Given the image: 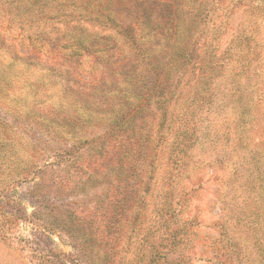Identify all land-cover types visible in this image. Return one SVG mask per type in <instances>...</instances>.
I'll return each mask as SVG.
<instances>
[{"label":"rangeland","instance_id":"rangeland-1","mask_svg":"<svg viewBox=\"0 0 264 264\" xmlns=\"http://www.w3.org/2000/svg\"><path fill=\"white\" fill-rule=\"evenodd\" d=\"M177 1L0 0V264H264V0Z\"/></svg>","mask_w":264,"mask_h":264},{"label":"trees","instance_id":"trees-1","mask_svg":"<svg viewBox=\"0 0 264 264\" xmlns=\"http://www.w3.org/2000/svg\"><path fill=\"white\" fill-rule=\"evenodd\" d=\"M240 1V0H239ZM263 1V0H262ZM9 2H11V0H2V3L3 4H8ZM180 1H177V0H175V11H174V15H176L177 17L178 16H180L182 13V9H180V8H182L181 7V5H180V3H179ZM188 4H189V0H188ZM206 4L207 3H203V5L202 6H200V8L202 7V11L204 12L205 10H206ZM194 9H195V1L193 0L192 2H191V7L188 9V17H189V26H192V25H194V23L193 22H195V20H196V18H197V14H199V12L197 11V10H195L194 11ZM185 14H186V12H185ZM35 17H40V18H42L43 16H45V15H43V11H41V10H38L37 9V11L35 12V15H34ZM189 44H188V48H187V50H186V53L184 54V59L187 61V62H189V61H192L193 60V54H194V52L192 51V48L189 50V48L191 47V45H193L194 44V42L193 43H190V42H188ZM74 43H70V45L69 46H72ZM77 46H79V47H81L82 45L81 44H79V45H77ZM238 46L239 47H237V48H241L240 46H241V44H240V41H238ZM175 50V51H174ZM173 50V54H175L177 57L179 56H181V52L179 51V49H174ZM183 51H185V49L183 50ZM242 51H244V49H241V52ZM246 53H248V54H250L249 53V51H246ZM207 54L208 55H210L211 54V51H207ZM183 55V54H182ZM182 57V58H183ZM210 60H211V57H210ZM223 63V62H222ZM246 65V64H245ZM215 67V66H214ZM221 68H223L222 66H221ZM191 131H192V128L190 129ZM190 135H192V132H191V134ZM2 143V142H1ZM4 145V144H3ZM0 146H2V145H0ZM1 154V153H0ZM174 164H176L175 162H174ZM30 173H28V171L25 169V168H21L19 171H17V173H15V176H16V178L17 179H19V180H21V179H26L25 178V176H28ZM35 189H38V191H37V194H40V193H42L43 192V186H41L40 184H37L36 186H35ZM70 218H71V216H70ZM72 219V218H71ZM176 234V233H175ZM175 234H173L172 236H171V239H173V241H174V238L176 237V235ZM165 260H167V255L165 254V253H162V252H159L158 251V247L157 248H155L154 249V251H153V254L151 255V264H162V263H160V261H163V263L164 264H167L166 262H165Z\"/></svg>","mask_w":264,"mask_h":264}]
</instances>
